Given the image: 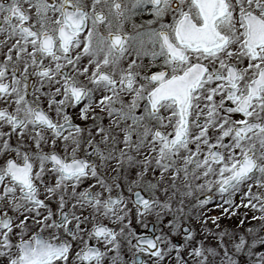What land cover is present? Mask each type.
<instances>
[{"label": "snow or ice", "instance_id": "snow-or-ice-1", "mask_svg": "<svg viewBox=\"0 0 264 264\" xmlns=\"http://www.w3.org/2000/svg\"><path fill=\"white\" fill-rule=\"evenodd\" d=\"M0 264H264V0H0Z\"/></svg>", "mask_w": 264, "mask_h": 264}]
</instances>
